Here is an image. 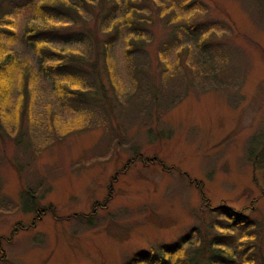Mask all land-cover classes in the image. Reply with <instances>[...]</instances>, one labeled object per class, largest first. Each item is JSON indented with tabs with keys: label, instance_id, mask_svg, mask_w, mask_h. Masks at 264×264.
Returning a JSON list of instances; mask_svg holds the SVG:
<instances>
[{
	"label": "rangeland",
	"instance_id": "obj_1",
	"mask_svg": "<svg viewBox=\"0 0 264 264\" xmlns=\"http://www.w3.org/2000/svg\"><path fill=\"white\" fill-rule=\"evenodd\" d=\"M27 1L10 45L39 73L23 142L0 136V264H123L138 249L174 241L207 202L264 220L256 146L264 133V0H201L218 47L210 62L186 36L163 45L168 31L156 9L146 11L156 18L147 21L156 31L150 44L129 52L121 28L98 55L78 34L95 27L82 6L49 42L97 59L101 86L90 67H74L85 90L75 101L59 93L55 71L40 70L44 53L25 32L48 19L36 13L41 0ZM17 93L14 85L11 98Z\"/></svg>",
	"mask_w": 264,
	"mask_h": 264
},
{
	"label": "trees",
	"instance_id": "obj_2",
	"mask_svg": "<svg viewBox=\"0 0 264 264\" xmlns=\"http://www.w3.org/2000/svg\"><path fill=\"white\" fill-rule=\"evenodd\" d=\"M27 5V0H0V136L12 135L18 145L23 142L26 128L29 127L32 82L39 73L26 57L19 56L10 45L15 33L14 15L18 7L27 8ZM82 6L92 12L96 28L91 26L84 30L85 34H78L83 35V39L89 37V41L96 45L94 48L98 55L100 52H108L109 45L116 39L121 28L126 30L125 41L129 52L150 44L151 39L156 38V31L149 28L147 21H151V17L154 21L156 18L146 12L149 9L157 10V19L163 18L162 25L168 31V39L162 42L163 45L180 36L194 39L197 46L201 47L199 55L205 58L202 61L207 62L214 58L212 52L218 48L217 43L213 42L216 40L212 39L213 29L202 20L201 0H41L35 6L36 13L48 19V23L32 21L26 26L25 36L32 45L41 47L44 55L41 56L40 70L57 73L53 80L58 85L59 93L68 100H81L85 93L80 85L81 79L77 76L79 73L74 69L78 64L90 67L93 72L92 81L101 86L97 59H85L77 48L49 45L53 34L61 29V23H68L63 22L64 17L75 21L77 14L82 13ZM120 7L124 9L118 15L115 12ZM73 12L75 15H72ZM55 17L57 22L54 21ZM52 19L54 22H50ZM67 27L72 25L68 24ZM107 67L112 69L111 61L107 62ZM180 80L184 87L189 83L187 77ZM14 85L18 93L12 99L10 95ZM97 89L105 92L103 87ZM10 101H13L14 108L7 111ZM11 115L14 118L11 119ZM256 144L260 146L261 158L264 159V133L259 142L256 140ZM199 188L202 198L208 199L209 196L204 195L202 183ZM261 194L264 195V189ZM201 210L203 215L199 222L174 241L138 249L123 264H264L262 216H251L242 209L224 203L213 205L207 202Z\"/></svg>",
	"mask_w": 264,
	"mask_h": 264
}]
</instances>
